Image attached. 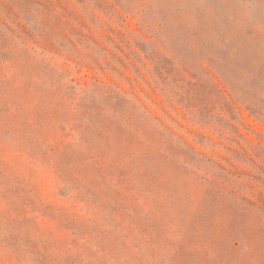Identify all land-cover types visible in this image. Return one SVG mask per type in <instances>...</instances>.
I'll return each instance as SVG.
<instances>
[{
  "label": "rangeland",
  "instance_id": "374dc122",
  "mask_svg": "<svg viewBox=\"0 0 264 264\" xmlns=\"http://www.w3.org/2000/svg\"><path fill=\"white\" fill-rule=\"evenodd\" d=\"M0 264H264V0H0Z\"/></svg>",
  "mask_w": 264,
  "mask_h": 264
}]
</instances>
